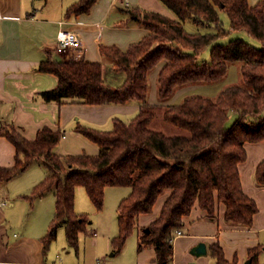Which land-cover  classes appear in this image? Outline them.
<instances>
[{"label": "trees", "instance_id": "16d2710c", "mask_svg": "<svg viewBox=\"0 0 264 264\" xmlns=\"http://www.w3.org/2000/svg\"><path fill=\"white\" fill-rule=\"evenodd\" d=\"M97 1L79 0L68 8L67 15L89 13ZM160 1L174 18L130 10V18L150 33L126 52L116 46L100 47L101 54L113 62L112 69L125 75L119 87L109 88L103 65L84 58L48 59L38 67V71L58 78L56 88L40 94L47 102L139 103L134 118H114L110 131L81 124L76 127L78 133L101 148L98 155L56 153L64 134L48 127L34 141L14 127L1 132L17 152L14 167L0 168V181L23 174L35 162L43 161L50 172L28 196L36 199L54 190L56 213L43 238L45 250L61 226H65L68 242L75 248L79 235L88 232L89 216L75 211L79 186L85 188L97 211L104 208L107 187L131 188L119 205V234L112 241L117 250L133 234L139 215L150 213L158 198L169 192L159 218L142 229L140 240V248L154 247L158 264H171L175 231L184 226V218L195 205L215 217L217 203H222L226 223L245 227L253 224L258 205L243 189L239 166L247 159L246 144L264 140V0L253 6L249 0ZM222 13L229 19L228 30ZM187 22L195 25L197 32L188 31ZM236 32L246 33L258 44L231 38ZM208 48L210 58L201 60ZM159 64L157 98L162 104H167L181 87L225 81L232 66H238L240 78L214 97L192 94L179 104L167 105L165 121L187 131L167 135L150 127L157 108L149 103L150 74ZM233 116L236 118L229 126ZM255 182L264 186V159L256 169ZM212 251L216 264H237L226 260L220 245H213ZM262 251L263 247L250 250L251 264H261Z\"/></svg>", "mask_w": 264, "mask_h": 264}, {"label": "crops", "instance_id": "0c3cea01", "mask_svg": "<svg viewBox=\"0 0 264 264\" xmlns=\"http://www.w3.org/2000/svg\"><path fill=\"white\" fill-rule=\"evenodd\" d=\"M78 1L0 0V168H12L16 164V147L1 134L10 127L29 141L36 140L45 127L62 132L64 136L55 152L62 156L78 155L86 151L76 152L71 150L72 147L88 145L85 136L76 131L78 125L110 131L114 118L130 121L139 112L140 105L136 101L110 105H89L78 101L58 104L41 97L42 92L58 85L55 75L38 71L41 62L68 60L75 54L73 50L63 54L56 51L61 22L64 28L80 35L83 42V50L79 53L81 58L101 63L107 86L115 89L125 78L113 77L116 72L112 69L113 62L101 54L100 47L116 46L126 52L150 33L149 29L130 18V10L156 12L174 18L160 0H98L89 13L67 15L68 8ZM161 67L159 64L150 74L154 85ZM232 69L237 71L236 66H232L230 72ZM155 87L149 99L152 105L158 99ZM246 150L247 159L240 164L239 170L245 193L258 205L252 226L226 223V207L222 203H217L215 217H209L206 211L195 205L179 229L183 234L174 236L171 264H216L212 251L215 244L222 247L228 262L237 264H246L250 250L263 247L259 262L264 264V186L255 182L256 169L264 159V140L247 143ZM88 153L95 155V152ZM49 174L41 161L9 181H0V264H158L154 247L144 245L140 248V240L142 229L159 218L169 192L158 198L150 213L139 215L133 234L117 250L112 241L119 234V205L131 193V188L105 189L106 192L108 188L126 189L117 191L120 196L111 216L105 209L107 207L97 211L93 203V213L91 207L90 210L79 209L77 193L85 190L79 186L75 191V211L88 216L92 213L88 232L79 235L78 247L74 250L68 243L65 226H61L56 239L45 250L43 238L56 213L54 190L36 199L28 196ZM201 242L206 243L207 254H192L194 247Z\"/></svg>", "mask_w": 264, "mask_h": 264}, {"label": "rangeland", "instance_id": "374dc122", "mask_svg": "<svg viewBox=\"0 0 264 264\" xmlns=\"http://www.w3.org/2000/svg\"><path fill=\"white\" fill-rule=\"evenodd\" d=\"M258 0H249L251 6L255 5L256 2ZM221 17H222V20L224 21V27L228 30L229 29V19L227 17L226 14L222 13L221 14ZM186 29L190 32H197V27L193 24H191L190 22H187L186 23ZM201 29V28H200ZM201 30H204L205 32L207 31H216L214 29H210V30H207V29H201ZM199 30V31H201ZM203 32V31H201ZM237 37H240V38H243L253 44H258L257 41L253 40L252 38H250V36H248L246 33H233L231 35V38H237ZM210 58V50L209 48L201 55L200 59L201 60H207ZM237 67V71L236 69H232L231 72H230V75L228 76V78L223 81V82H220V83H217V84H210V86H207V84H193V85H188V86H185V87H181L180 89H178V91L176 92V94L174 95V97L166 104H162L158 99H155V106L157 108H154V111H155V118L154 120L152 121V123L150 124V127L153 129V130H156V131H161L167 135H182V134H187V131L185 130H182L180 129L179 127L177 126H174L172 124H169L165 121L164 119V112L166 110V106L167 105H171L173 103H180L182 102V100L189 94H194V93H198V94H207L209 95L210 97H214L216 96L219 91L228 86V85H231V84H235V83H238L239 81V68L238 66ZM238 74H237V73ZM113 77H120V79L122 78H125V75L124 73L122 72H115L114 73V76ZM108 80V79H107ZM110 81H108L107 83H109ZM116 82V81H115ZM150 94H149V99H151V96L153 95L152 94V90L153 88L155 87L156 90L158 91V85H157V81L154 85L152 79L150 80ZM204 86H207V87H204ZM161 105V106H160ZM235 117H232L231 120L229 121L228 125L230 126L233 121H234ZM111 128V126L109 127ZM86 143H88V145H90L91 147H89L87 144H81V145H77L75 147H72L74 149H71V150H75L76 152H81L80 150L84 149L86 151L85 154H88V151L92 154H95V155H98L100 153V147L96 144H94L92 141L90 140H87L86 137H84ZM80 148V149H78ZM90 148H93V149H90ZM77 154V153H76ZM42 171V170H41ZM122 189L126 190L125 188H108L107 189V192L105 191V203H104V207H107L105 209H107V213H111V216L114 214L116 208H117V204H118V196H120V194H117L118 192L117 191H122ZM123 190V191H124ZM81 192H78L77 193V204H78V207L79 209L81 210H85V209H89L90 210V207H91V210H92V213H93V204L92 202L90 201V199L88 198V196L86 195V192L85 190H80ZM81 195V196H80ZM83 197V198H82ZM104 209V208H103ZM91 213V212H90ZM92 213L89 215V218L93 215ZM17 235H18V231H16ZM14 239V238H13ZM4 241H5V238H4ZM69 243V242H68ZM70 245V244H69ZM72 247V246H71ZM74 250H76L75 247H72ZM71 249V248H70Z\"/></svg>", "mask_w": 264, "mask_h": 264}, {"label": "built area", "instance_id": "2783aa9c", "mask_svg": "<svg viewBox=\"0 0 264 264\" xmlns=\"http://www.w3.org/2000/svg\"><path fill=\"white\" fill-rule=\"evenodd\" d=\"M64 23H60V30L57 35V44L56 51L57 53L63 54L67 51H75L73 55L75 60H79L81 58L80 54L83 50V42L80 35L72 31L70 29L64 28ZM183 232L181 230H176L175 235H182Z\"/></svg>", "mask_w": 264, "mask_h": 264}, {"label": "water", "instance_id": "95a60500", "mask_svg": "<svg viewBox=\"0 0 264 264\" xmlns=\"http://www.w3.org/2000/svg\"><path fill=\"white\" fill-rule=\"evenodd\" d=\"M192 254L196 255V256H202V255H206L207 254V246L206 243L201 242L199 243L196 247H194V249L192 250ZM252 263V259H249L246 264H251Z\"/></svg>", "mask_w": 264, "mask_h": 264}]
</instances>
